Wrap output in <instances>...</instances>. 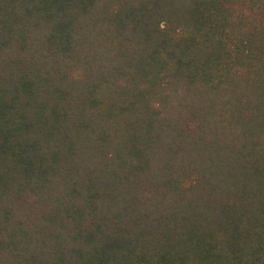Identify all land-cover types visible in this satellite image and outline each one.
<instances>
[{
    "label": "trees",
    "instance_id": "trees-1",
    "mask_svg": "<svg viewBox=\"0 0 264 264\" xmlns=\"http://www.w3.org/2000/svg\"><path fill=\"white\" fill-rule=\"evenodd\" d=\"M0 264H264V0H0Z\"/></svg>",
    "mask_w": 264,
    "mask_h": 264
}]
</instances>
